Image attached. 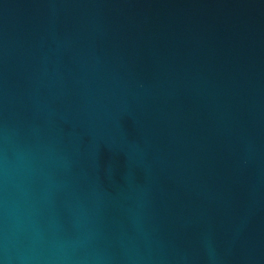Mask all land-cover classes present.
I'll use <instances>...</instances> for the list:
<instances>
[{
    "label": "water",
    "instance_id": "95a60500",
    "mask_svg": "<svg viewBox=\"0 0 264 264\" xmlns=\"http://www.w3.org/2000/svg\"><path fill=\"white\" fill-rule=\"evenodd\" d=\"M0 264H264V0H0Z\"/></svg>",
    "mask_w": 264,
    "mask_h": 264
}]
</instances>
